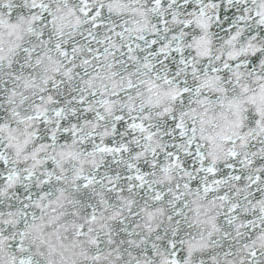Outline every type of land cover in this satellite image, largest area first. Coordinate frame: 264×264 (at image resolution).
Listing matches in <instances>:
<instances>
[{
  "label": "snow or ice",
  "instance_id": "obj_1",
  "mask_svg": "<svg viewBox=\"0 0 264 264\" xmlns=\"http://www.w3.org/2000/svg\"><path fill=\"white\" fill-rule=\"evenodd\" d=\"M0 264H264V0H0Z\"/></svg>",
  "mask_w": 264,
  "mask_h": 264
}]
</instances>
